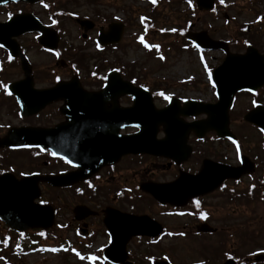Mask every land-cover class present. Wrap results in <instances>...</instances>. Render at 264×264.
Wrapping results in <instances>:
<instances>
[{
    "label": "flooded vegetation",
    "instance_id": "1",
    "mask_svg": "<svg viewBox=\"0 0 264 264\" xmlns=\"http://www.w3.org/2000/svg\"><path fill=\"white\" fill-rule=\"evenodd\" d=\"M35 7L48 11V5L24 2L0 6V23L18 16H36L44 23ZM72 19L77 37V32L70 34L61 26L62 36L53 51L41 47L40 35L34 33L0 45V177L8 173L16 179L30 175L63 179L59 186L38 184L41 196L36 203L51 209L50 227L19 234L0 222V243L2 236L9 237L6 242L14 237V244L18 236L21 240L39 236L61 252L77 251V260L88 264H264V250L257 255L253 250L242 253L255 242L258 231L225 221L226 215H238L232 203L242 198L243 191L258 190L264 200V132L254 127L255 145L249 154L244 151L246 142L231 128L236 122L250 126L243 117L264 107V85L253 93L234 95L228 111L232 143L201 125L209 119L203 105L219 101L213 87L200 93L187 80L166 94L164 86L143 83L140 74L129 76L128 69L119 67L118 56L114 57L126 37L117 45L101 47L97 36L106 26L94 22L92 30H87ZM113 72L138 90L129 93L130 86L118 79H114L117 84L107 85ZM70 82L77 85L68 95ZM74 98L79 106L90 109L70 120L66 105ZM242 100L244 109L237 112ZM149 103L156 111L172 107L171 120L183 132L180 148L176 143L168 148L165 142L155 155L129 153V140L144 130L140 120ZM133 107L138 125L129 116ZM263 115L264 111L258 115L259 122H264ZM157 125L155 138L161 143L166 134L162 123ZM23 131L27 140L33 139L34 131H42L43 148L1 146L2 140L25 138ZM230 147L233 161L228 159ZM239 171L241 176L233 179ZM219 173L227 177L206 191ZM242 236L250 238L241 240ZM14 244L3 246L0 264H17L21 256L11 251ZM105 250L108 261L103 257Z\"/></svg>",
    "mask_w": 264,
    "mask_h": 264
},
{
    "label": "rangeland",
    "instance_id": "2",
    "mask_svg": "<svg viewBox=\"0 0 264 264\" xmlns=\"http://www.w3.org/2000/svg\"><path fill=\"white\" fill-rule=\"evenodd\" d=\"M48 1L49 13L43 12L39 7H35L34 11L41 14L45 22L60 24L59 27L62 26L70 34L77 32L76 37L78 30L75 28L73 19H70V16L63 17L62 15H56V19H52L53 10L55 13L56 9L62 8L75 18L87 19L103 26L115 20L128 22L129 27H125L123 33V36L126 37L125 45L122 50L116 51L114 56H118L116 60H119V67L124 66L125 69H128L129 76L140 74L143 83L164 86L166 93L176 91L177 86L188 82L187 80L191 81L194 90L200 91V93L209 92L204 72L209 69L211 71L222 62L223 54L221 52L209 51L205 55L197 53L192 44L183 37L187 30L194 33L206 32L212 40L230 43L229 51L231 53H243L245 41L253 42L254 47L260 53H264V0H217L213 12L196 10L192 0ZM153 2L154 5H151ZM99 16L104 19V22ZM239 26L249 27L251 31L247 35L243 32L239 33ZM156 35H158V39L155 38ZM134 36L137 39L133 38ZM200 55L201 60L203 56L205 57L203 61L208 66L207 69L199 65L196 56ZM37 57L47 60L43 55H37ZM37 57L35 56V60L38 59ZM189 74H192L193 77L189 78ZM242 104L245 105L246 102L242 100L237 103L235 109L237 112L244 109ZM233 114L237 116L236 112ZM231 128L233 132L241 135L243 143L246 142L244 151L251 154L255 145L256 135L254 134L256 132L251 128L240 126L238 122L232 124ZM234 158L232 150L228 159L233 161ZM246 195L247 192L243 193L242 198L236 199L235 203H232L238 207V215L236 217L226 215L225 221L229 222L232 227L235 224L241 229L258 231L263 235L260 239L255 237V242L251 246L247 244L242 253H249L252 250L256 252L257 249L264 248V202H251ZM225 203L228 201L226 200ZM227 209L228 206H225V210ZM243 238L248 239V236H242L241 240ZM6 239L1 237L0 251L4 245L12 246L14 244V237L10 242H6ZM29 241L24 240L23 245H31V241ZM35 245L39 248L38 250L29 248L19 253L21 257L16 260L17 264H88L78 261L69 251L53 255L50 253V248H54L53 243L39 241ZM10 248L9 250H11ZM11 251L15 252L13 248Z\"/></svg>",
    "mask_w": 264,
    "mask_h": 264
},
{
    "label": "water",
    "instance_id": "3",
    "mask_svg": "<svg viewBox=\"0 0 264 264\" xmlns=\"http://www.w3.org/2000/svg\"><path fill=\"white\" fill-rule=\"evenodd\" d=\"M7 1L9 0H0V5ZM24 1L35 2L38 0ZM195 4L200 10L209 11L213 8L214 0H195ZM26 18L27 17H17L10 20L6 24H0V42L4 45H8L11 37L24 34L28 31H41L43 34L40 37V43L47 48L53 49L57 43L56 34L51 30H47L42 27L37 20L33 19L27 22ZM84 24H86V22ZM111 30V33L109 32L102 35L103 38L107 40L110 39L108 42L106 41V43H115L120 37V29L116 26H112ZM185 37L196 43L200 48L222 50L226 54L223 63L213 72V80L216 84L218 94L223 99L216 105L205 107L204 112L208 114L209 119L201 125L205 131H214L219 137H230V133L227 129V109L230 105L231 95L238 90H251L264 82V57L260 56L252 47H248L246 54L243 56L232 55L228 52L227 45L225 43L212 41L205 32L195 34L187 33L185 34ZM22 68H24V70L28 69L25 62L23 63ZM116 78L117 76L112 74L108 80V85L117 84V82L114 81ZM257 79H261L262 81L258 83ZM76 85V82L66 84V91L68 92V95L75 90ZM59 87L60 86H57L53 89V91L57 90ZM130 88L129 93L133 92V89ZM227 95L229 96L225 100L224 97ZM89 99H93V97L90 96ZM79 105L80 102L76 101L75 98L71 99L69 104L66 105V116L70 118V120L79 117L80 113L85 109H90ZM135 108L136 107L130 109L129 116L131 119L139 121L136 119L139 116L135 113ZM143 110L144 119H141L140 121L142 126L144 125V131H142V134H140V136L138 135L137 138L133 137L129 140V151L156 154L157 151L160 150V146L165 142L168 148H170L171 145L174 146L175 143L180 148V144L184 143L182 136L183 132L179 128L176 129V122L171 120L173 117L172 107H167L162 111H156L153 110L149 103V105L143 108ZM263 111V109L258 108L256 111L247 114L244 119L249 123L259 124L264 128V122H257V120L259 121L258 115ZM159 118H161V122L157 121ZM74 123V121H71L72 125ZM158 123H162L165 126L166 138L161 141V143L155 141ZM41 132L42 131H34L33 139L27 140L26 131H23V133H25V141L23 142H32L34 144H39V146H43L44 140ZM11 143H13V141L8 139L1 144L9 145ZM211 166L212 164L209 168H212ZM217 168L228 167L217 166ZM224 176H222V173H219L217 176L212 177L211 181H222V179L227 177V174ZM3 178L5 179V177L0 179V218L9 226V228L17 231H23L28 228H44L45 223L47 224V219L45 218L46 209L33 204V200L39 196V191L36 185L40 178H27L19 182L13 180L14 183L12 187H6L4 183L8 180L6 178L4 181ZM212 188L213 187L208 188L206 191H209ZM154 194L156 195V193ZM47 217H50V213Z\"/></svg>",
    "mask_w": 264,
    "mask_h": 264
},
{
    "label": "trees",
    "instance_id": "4",
    "mask_svg": "<svg viewBox=\"0 0 264 264\" xmlns=\"http://www.w3.org/2000/svg\"><path fill=\"white\" fill-rule=\"evenodd\" d=\"M242 32L245 33L246 35L248 34L247 33V30L245 28H241Z\"/></svg>",
    "mask_w": 264,
    "mask_h": 264
},
{
    "label": "snow or ice",
    "instance_id": "5",
    "mask_svg": "<svg viewBox=\"0 0 264 264\" xmlns=\"http://www.w3.org/2000/svg\"><path fill=\"white\" fill-rule=\"evenodd\" d=\"M143 42V41H142ZM146 47H147V45H145ZM161 59H163V57H161ZM166 99H167V97H165ZM205 217H204V215L203 214H201V219H204Z\"/></svg>",
    "mask_w": 264,
    "mask_h": 264
}]
</instances>
